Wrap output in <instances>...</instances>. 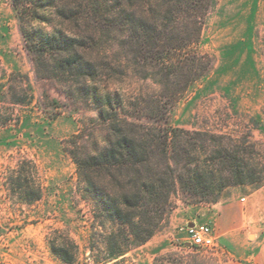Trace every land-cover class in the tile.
<instances>
[{
    "label": "rangeland",
    "instance_id": "rangeland-1",
    "mask_svg": "<svg viewBox=\"0 0 264 264\" xmlns=\"http://www.w3.org/2000/svg\"><path fill=\"white\" fill-rule=\"evenodd\" d=\"M141 10L138 6L139 16ZM201 20L198 39L185 50L165 49L162 57L153 58L127 55L129 47L121 42L128 32L122 27L126 37L118 39L100 78L120 94L130 120L189 130L176 137L190 155L181 152L183 160L203 166L210 164L214 149L239 146L248 151L247 167L258 170L264 167V0H214ZM159 27V47L182 44L191 28L181 16L163 20ZM171 57L176 64H162L160 58ZM161 65L166 69L160 71ZM79 80L36 73L9 0H0V264H223L235 258L230 249L236 238L218 220L228 221V212L250 205L259 209L263 239L264 175L259 185L197 193L178 188L147 241L108 257L111 225H97L100 219L81 196L75 164L62 148V140L95 116L75 90ZM27 160L36 172L24 170L23 175L42 187L33 202L21 200L9 181L17 166L27 167ZM187 222L208 224L217 251L192 245ZM93 231L101 233L89 239ZM245 232L253 237L251 230ZM58 235L77 244L72 262L52 253L49 239Z\"/></svg>",
    "mask_w": 264,
    "mask_h": 264
},
{
    "label": "trees",
    "instance_id": "trees-1",
    "mask_svg": "<svg viewBox=\"0 0 264 264\" xmlns=\"http://www.w3.org/2000/svg\"><path fill=\"white\" fill-rule=\"evenodd\" d=\"M213 1L9 0L36 73L82 79L75 90L95 112L62 140V148L75 164L81 196L94 206L97 225L104 227L105 221L111 225L106 236L108 257L121 256L147 241L165 219L178 188L197 193L262 182L264 167H247L248 151L239 146L214 149L210 164L203 166L183 160L181 152L190 155L176 137L190 134L189 130L130 120L120 94L100 78L99 70L120 45L118 39L126 37L122 27L128 32L121 42L129 47L127 55L162 57L165 49L185 50L198 39L201 19ZM138 6L144 10L141 16ZM180 16L191 26L188 42L182 39V44L159 47L160 23ZM160 59L172 66L177 58ZM194 133L212 136L207 131ZM26 165L17 166L9 181L19 189L21 200L33 202L41 197L42 187L33 177L25 178L24 170L36 172L31 160ZM96 233L101 232L93 231L89 239ZM49 246L66 262L74 260L78 248L74 240L59 235L49 239Z\"/></svg>",
    "mask_w": 264,
    "mask_h": 264
},
{
    "label": "crops",
    "instance_id": "crops-1",
    "mask_svg": "<svg viewBox=\"0 0 264 264\" xmlns=\"http://www.w3.org/2000/svg\"><path fill=\"white\" fill-rule=\"evenodd\" d=\"M258 211L259 209L250 205L245 209L236 210L231 215L228 212L226 218L228 221H224L223 218L218 220L221 228L225 232L234 231L232 234H235L236 238L233 248L230 249L235 258L229 257L223 264H264V237L261 239L262 231L259 229L262 227L258 226L259 223L257 225V222L261 221ZM189 224L192 223L187 222L185 227ZM246 230L252 231L251 239H248L249 232H245Z\"/></svg>",
    "mask_w": 264,
    "mask_h": 264
},
{
    "label": "built area",
    "instance_id": "built-area-1",
    "mask_svg": "<svg viewBox=\"0 0 264 264\" xmlns=\"http://www.w3.org/2000/svg\"><path fill=\"white\" fill-rule=\"evenodd\" d=\"M192 245L205 250L217 251V244L211 227L208 224L192 223L185 227Z\"/></svg>",
    "mask_w": 264,
    "mask_h": 264
},
{
    "label": "water",
    "instance_id": "water-1",
    "mask_svg": "<svg viewBox=\"0 0 264 264\" xmlns=\"http://www.w3.org/2000/svg\"><path fill=\"white\" fill-rule=\"evenodd\" d=\"M191 225V224H190Z\"/></svg>",
    "mask_w": 264,
    "mask_h": 264
}]
</instances>
